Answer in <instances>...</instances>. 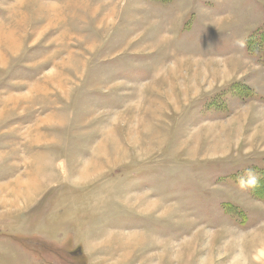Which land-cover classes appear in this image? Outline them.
Wrapping results in <instances>:
<instances>
[{
  "label": "rangeland",
  "instance_id": "rangeland-1",
  "mask_svg": "<svg viewBox=\"0 0 264 264\" xmlns=\"http://www.w3.org/2000/svg\"><path fill=\"white\" fill-rule=\"evenodd\" d=\"M262 75L264 0H0V264H264Z\"/></svg>",
  "mask_w": 264,
  "mask_h": 264
},
{
  "label": "crops",
  "instance_id": "crops-1",
  "mask_svg": "<svg viewBox=\"0 0 264 264\" xmlns=\"http://www.w3.org/2000/svg\"><path fill=\"white\" fill-rule=\"evenodd\" d=\"M214 23H220V19L219 20H211V21H207V20H203V22H202V37L204 38V37H208V35L210 34V30H211V27L209 26L210 24H214ZM215 25V24H214ZM217 25V24H216ZM215 25V26H216ZM215 26L212 28V31L219 37V39L220 40H223V38H224V34H223V32L220 30V28L217 26L216 28H215ZM210 51V50H209ZM207 55H209L211 58L209 59V60H213V61H216V60H218L216 63H218V64H223V66H225L226 68H227V70H229V69H232V71H234V69L235 68H238V45L237 46H229V47H227V48H225V49H222V50H217V51H215V50H213L212 52H208L207 51V53H206ZM227 63H229V64H231V65H227ZM204 65V64H203ZM206 66H210L209 65V63H206ZM215 67H219V65H216ZM233 67V68H232ZM207 70H209V69H207ZM202 71L201 72V74L202 75H208V71ZM250 76H253V75H249V77ZM211 77H213V74L211 73ZM260 77V76H259ZM190 78H191V75H190ZM235 78H233V79H231L230 81H233ZM258 79H262V80H257V81H255L254 80V82L257 84V83H260L261 82V84H260V87H264V75H262V77H260V78H258ZM263 82V83H262ZM217 93H219V92H216V93H214V94H217ZM213 94V95H214ZM262 95H263V93H262ZM210 96H212V95H210ZM258 99H260V100H264V96H260ZM238 109L236 110V112L234 113V114H236L237 113V115H238ZM215 115V114H214ZM230 115V112L229 113H227V115L225 114V113H223V114H219V115H217V117L215 118V119H218V123L219 122H222V121H220V120H222V119H225V118H227L228 116ZM231 117H234V115H232V116H230L229 118L230 119H226L227 121H228V123H230L231 121ZM225 120V121H226ZM224 122V121H223ZM222 122V123H223ZM217 126V125H216ZM223 126V125H222ZM222 126H220V129H221V127ZM232 126H234L233 125V123H232ZM223 130V129H222ZM221 130V131H222ZM232 130H234V129H232ZM191 131H193V130H191ZM207 132V131H206ZM224 135H225V137H224ZM228 135H231V133H226V134H224L223 133V135H221L220 134V138H222L223 139V142H224V144L226 143V140L228 139H226V137L228 136ZM192 136H193V134H192ZM218 136V135H217ZM231 138V137H230ZM230 143V142H229ZM223 144V143H222ZM231 144H232V142H231ZM233 147V146H232ZM234 148V147H233ZM222 150H224V149H222ZM203 151V150H202ZM218 151H221L220 149L218 150ZM224 151H226V150H224ZM234 152L236 153V154H234V155H237L238 156V146L235 148V150H234ZM233 152V153H234ZM219 155H221V153L220 154H217V156L219 157ZM221 158V157H220ZM259 166V167H262V168H264V166L263 165H261V164H257V163H253V164H251V165H249V166ZM245 212V211H244ZM244 226H248V224L247 225H244Z\"/></svg>",
  "mask_w": 264,
  "mask_h": 264
},
{
  "label": "clouds",
  "instance_id": "clouds-1",
  "mask_svg": "<svg viewBox=\"0 0 264 264\" xmlns=\"http://www.w3.org/2000/svg\"><path fill=\"white\" fill-rule=\"evenodd\" d=\"M259 174L252 170L246 169L242 175L237 178V184L242 189L254 187L258 184Z\"/></svg>",
  "mask_w": 264,
  "mask_h": 264
},
{
  "label": "trees",
  "instance_id": "trees-1",
  "mask_svg": "<svg viewBox=\"0 0 264 264\" xmlns=\"http://www.w3.org/2000/svg\"><path fill=\"white\" fill-rule=\"evenodd\" d=\"M255 194H257V193H255Z\"/></svg>",
  "mask_w": 264,
  "mask_h": 264
}]
</instances>
